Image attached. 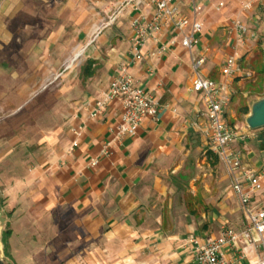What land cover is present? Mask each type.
<instances>
[{
	"label": "crops",
	"instance_id": "0c3cea01",
	"mask_svg": "<svg viewBox=\"0 0 264 264\" xmlns=\"http://www.w3.org/2000/svg\"><path fill=\"white\" fill-rule=\"evenodd\" d=\"M170 1L188 18L193 16L192 3L201 8L197 18L203 27L195 35L197 44L191 52L184 48V31L169 22L135 60L130 54V19L148 20L153 8L125 12L114 25L92 36L97 18L84 6L78 12L76 0H0V163L4 162L0 180L5 184L8 249L14 264L26 253L40 255L50 264H193L189 236L201 240L218 235L227 224L226 214L231 220L237 217L229 226L244 224L240 204L236 209L204 200L207 172L196 171L188 185L176 176L184 179L181 170L198 159L195 153L204 152V161L213 166L218 162L207 154L209 138L205 119L199 116L203 104L191 89V57L202 58L200 72L220 82L225 80V59L234 56L238 72L229 85L230 100L235 93L246 97L245 79L255 81L258 76L244 65L258 40L248 45L246 38L253 33L248 13L235 11L238 0H225V5L221 0ZM234 17L248 29L246 35L234 27ZM70 61L79 62L74 76L66 72L61 80L67 84L55 89L64 101L53 107L51 124L41 125L52 130L29 149L23 135L11 134L12 127L21 124L18 117L10 118L37 95L44 77L58 73L59 63ZM122 69L153 94L158 110L134 135L113 140L110 128L120 119L119 101L108 103L96 119L88 110ZM52 76L51 84L60 78ZM78 127L80 132L74 135L72 129ZM252 138L236 146L242 149L244 166L257 172L264 168V131ZM110 140L109 152L103 154V145ZM90 159L97 163L91 166ZM186 192L195 199L185 204ZM251 202L264 204V188L252 194ZM216 222L220 226L214 230ZM263 256L264 239L224 250L225 264H255Z\"/></svg>",
	"mask_w": 264,
	"mask_h": 264
},
{
	"label": "built area",
	"instance_id": "2783aa9c",
	"mask_svg": "<svg viewBox=\"0 0 264 264\" xmlns=\"http://www.w3.org/2000/svg\"><path fill=\"white\" fill-rule=\"evenodd\" d=\"M145 8H153L150 19L132 17L130 29L132 32L130 54L133 59L140 60L142 49L147 42L159 33L162 26L172 22L173 25L184 31L181 45L191 52L197 44L196 33L201 32L202 22L197 18L201 12L198 5L192 3V17L180 15L178 6L170 0H115L106 15V19L96 28L97 35L102 30L114 25L125 12H143ZM233 25L244 33L246 28L237 20ZM164 47L160 49V52ZM202 58L191 57L193 69L192 91L201 96L203 110L199 113L205 119L204 132L209 138L211 151L227 164L231 177V188L236 194L244 217V224L240 227H231L223 224L216 236H209L199 240L189 236L186 241L191 244L195 253L193 264H225L224 250L238 249L242 246L261 243L264 239V204L252 205V194L264 188V168L254 171L242 162V149L236 144L247 143L253 135L250 129H242L230 125L224 118V110L230 102L229 85L238 69L234 56H228L222 66L224 81H215L201 76L199 69ZM248 75V74H247ZM111 101H119L121 106L120 119L113 124L110 131L113 140L124 135H134L145 118L154 117L158 110V101L153 94L139 87L132 76L124 69L115 74L104 92L103 97L94 102L88 115L96 119L102 109ZM78 135L80 127L72 129ZM111 140L103 145V154H108ZM76 142L73 141L72 146ZM97 159H90L89 164L94 166Z\"/></svg>",
	"mask_w": 264,
	"mask_h": 264
},
{
	"label": "rangeland",
	"instance_id": "374dc122",
	"mask_svg": "<svg viewBox=\"0 0 264 264\" xmlns=\"http://www.w3.org/2000/svg\"><path fill=\"white\" fill-rule=\"evenodd\" d=\"M115 0H105L104 4L101 3H95L87 0H76V8L77 11L82 9H78V7L84 6L86 10H90V12H93L94 15L97 18L96 23L93 25V33L92 36L97 32L96 28L101 25L102 21L106 19V15L110 8L112 7ZM219 2H223L225 5V0H221ZM218 2V3H219ZM217 3V4H218ZM83 4V5H82ZM217 6V5H216ZM71 9V8H69ZM217 9V7H216ZM239 10L244 11L245 13H248L247 21L250 29V33H253L252 36L247 37V43L248 45L255 44L256 40H258V47H256L253 51L254 54L251 57L249 63L243 64L247 69H249L251 72H253L254 76H258V80L252 81L251 79H245L247 82V85L245 86L247 95L246 97L235 93L234 96H232V99L230 100L228 106H230L229 110L225 113V120L230 125H237L241 126L243 125L246 127L245 129H249L244 121L245 115L241 111V107L243 106H249V103H251V100H254L256 98H260L262 93L264 92V70L262 69V65H264V0H238L237 1V9L235 10L238 12ZM237 20V17L232 18V20ZM242 24V23H241ZM71 27V26H70ZM245 27V26H244ZM246 28V27H245ZM248 33V29L246 28L244 34L246 35ZM69 65V62L66 63H59L58 64V73L52 75H48L47 77H44L43 81L40 83L39 87H37L36 90H38L37 95L34 96L27 105V107L23 108L20 111H17L13 113L10 119L14 120L13 117H18L19 123L21 124V128L18 126H13L11 130L12 135H23L25 137V142L27 143V147L29 149H33L34 145L37 141H40V139L46 134V131L50 132L52 130V127H42L41 125L45 124L49 125L51 124V117H53L51 114H53V107L55 105H60L62 100L64 101V98L62 95L56 96L55 95V89L58 87H62L61 84H67L66 80H61L64 76H66V72L70 70V78L74 76V73L76 69L78 68L79 62H73L71 64V67L66 71L67 66ZM72 69V70H71ZM65 70V71H64ZM201 69H199L200 72ZM201 76L205 77L201 72ZM60 77L58 80H52L54 81L53 84H51V76L53 78ZM260 78V80H259ZM261 85V90L259 91V87ZM259 92V93H258ZM63 98V99H62ZM39 106V107H38ZM52 107V108H51ZM35 108V109H34ZM34 109V110H33ZM20 112V113H19ZM21 120V121H20ZM50 120V121H49ZM18 122V121H17ZM15 124V123H14ZM23 126V127H22ZM6 131V130H5ZM10 130H8L9 132ZM252 135H261L262 131H264V127L258 128V129H250L249 130ZM260 133V134H258ZM253 139V138H251ZM250 139V140H251ZM19 146V145H18ZM197 160H193L188 165L182 169V174L184 179H179L176 176V179L188 185V180L196 174V171L207 172L208 175L203 177L202 187L204 183H207L208 190H206L204 195L206 197L204 198L205 201L212 202L215 205L219 202H224L228 204L229 207H239L238 198L230 195V188H231V180H230V174L228 170V166L226 163H224L221 159L218 157V162L213 166L212 161H204V152L200 154H196ZM196 163L199 164V167H196ZM211 163V164H210ZM4 162L0 163V177L2 176L4 169L2 168ZM201 184V183H200ZM5 184L1 182L0 180V232L4 230L6 227H9L6 220L8 218V211L5 207V196L3 192ZM185 204L188 200H194L195 198L192 196L191 193L186 192L185 193ZM199 194L197 193L196 198H199ZM192 200V201H193ZM192 206H194L192 204ZM182 208V207H181ZM185 209L182 208V211L184 212ZM198 211H201V208L199 206L197 207ZM238 213V210L236 211ZM181 214V213H180ZM227 220H224L226 225H235L236 219L235 217L233 220L228 219L229 217L224 215ZM200 226V225H199ZM220 226V223L216 222L213 224L214 230L218 229ZM1 248V255L2 258L6 261L10 262V264H14L10 257H6L3 254L2 251V245L0 243ZM8 254V244L6 248ZM22 260H20L19 264H50L46 262L43 257L41 258L40 255L33 256L26 254H21ZM18 256V257H16ZM15 258L19 262L20 254L16 255ZM14 258V259H15ZM45 258V257H44ZM264 261V256L257 261L255 264H258L260 262ZM79 264H81L79 262Z\"/></svg>",
	"mask_w": 264,
	"mask_h": 264
},
{
	"label": "water",
	"instance_id": "95a60500",
	"mask_svg": "<svg viewBox=\"0 0 264 264\" xmlns=\"http://www.w3.org/2000/svg\"><path fill=\"white\" fill-rule=\"evenodd\" d=\"M244 121L246 126L252 130L264 127V95L261 96L260 98H256L251 101L249 105V113L245 116ZM2 251H3V246H2ZM0 264H10V262L2 258L1 248H0Z\"/></svg>",
	"mask_w": 264,
	"mask_h": 264
},
{
	"label": "trees",
	"instance_id": "16d2710c",
	"mask_svg": "<svg viewBox=\"0 0 264 264\" xmlns=\"http://www.w3.org/2000/svg\"><path fill=\"white\" fill-rule=\"evenodd\" d=\"M263 95H264V92L262 93L261 96H263ZM241 111L244 114H247L249 109L247 106H243V107H241ZM207 154H208V156H210V158L213 156L214 164L218 161V156L214 155L211 151H207ZM10 234H11V231H10L9 227H6L4 230H2L1 234H0V241H1L2 246H3V253H4V256H6V257H9V254H8L6 248H7L8 238H9Z\"/></svg>",
	"mask_w": 264,
	"mask_h": 264
},
{
	"label": "bare ground",
	"instance_id": "6f19581e",
	"mask_svg": "<svg viewBox=\"0 0 264 264\" xmlns=\"http://www.w3.org/2000/svg\"><path fill=\"white\" fill-rule=\"evenodd\" d=\"M79 53H80V51H78V52L75 54L74 59L79 55ZM71 61H72V60H71ZM71 61L69 62V65H68V66L71 65ZM258 264H264V261H262V262H260V263H258Z\"/></svg>",
	"mask_w": 264,
	"mask_h": 264
}]
</instances>
